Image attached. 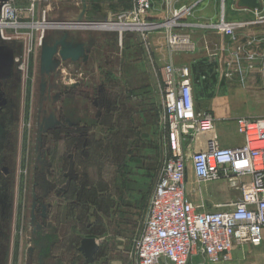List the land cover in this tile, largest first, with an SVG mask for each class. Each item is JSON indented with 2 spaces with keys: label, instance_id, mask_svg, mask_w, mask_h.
Returning a JSON list of instances; mask_svg holds the SVG:
<instances>
[{
  "label": "rangeland",
  "instance_id": "obj_1",
  "mask_svg": "<svg viewBox=\"0 0 264 264\" xmlns=\"http://www.w3.org/2000/svg\"><path fill=\"white\" fill-rule=\"evenodd\" d=\"M231 2L203 0L204 19H210L204 25L226 22ZM7 3L15 17L0 22V264H87L80 251L85 239L99 245L90 264H137L149 199L168 156L163 112L169 86L148 39L192 8L169 9L155 21L151 13L130 29L131 0H85L82 17V0ZM119 23L127 29L113 28ZM205 31L214 30H198ZM62 45L80 48L82 57L62 60ZM43 47L56 48L48 71ZM238 57L243 65V53ZM255 71L261 78L258 66ZM189 73L197 110L218 122L219 112H229L218 97L228 95L210 92L201 100L199 77ZM205 73L211 77L212 68ZM232 120H224V137L234 131ZM199 185L202 192L192 197L207 211L239 196L228 184L219 191L208 189L216 182ZM192 187L188 181V191ZM232 259L264 262V242Z\"/></svg>",
  "mask_w": 264,
  "mask_h": 264
},
{
  "label": "built area",
  "instance_id": "obj_2",
  "mask_svg": "<svg viewBox=\"0 0 264 264\" xmlns=\"http://www.w3.org/2000/svg\"><path fill=\"white\" fill-rule=\"evenodd\" d=\"M128 18L135 26H143L151 17L152 0H131ZM15 17L9 3L2 8L1 21ZM10 24V23H7ZM169 26L167 45L171 51L186 41ZM264 26V10L253 21L217 24L219 31L234 37L249 27ZM261 53L237 49L235 71L241 76L258 66L264 82V37ZM243 53L245 67L236 59ZM163 123L166 129L168 156L150 196L145 227L137 243V264H188L195 255L209 263L230 259L235 246L259 247L264 232V117L235 119V130L242 143L235 147H220L213 117L195 106L193 79L186 67L165 66ZM228 73L226 77H228ZM197 82L206 80L199 75ZM243 78V77H242ZM196 183L226 181L232 196L215 211L196 204L189 174Z\"/></svg>",
  "mask_w": 264,
  "mask_h": 264
},
{
  "label": "crops",
  "instance_id": "obj_3",
  "mask_svg": "<svg viewBox=\"0 0 264 264\" xmlns=\"http://www.w3.org/2000/svg\"><path fill=\"white\" fill-rule=\"evenodd\" d=\"M236 2L237 0H232L230 4V11L233 14L229 15L228 19H225L226 22L240 20L253 21L256 18L258 12L239 9L236 6ZM198 3H200L199 7ZM201 5H203V0H152L151 13L154 15V21L158 16L168 13L169 9H178L179 11H182L186 6H188V8H192V11L191 14L189 13L190 15L188 17L184 19H177L178 24H176L177 26L174 30V32L184 35L186 41L183 45L178 46L174 51L169 49L167 45V36L169 32L168 28L172 24H167L165 25L164 31H159L149 35L148 46L153 53L155 61L159 65H173L176 68L186 67L190 70L193 69L195 71L196 79L200 74L206 76V80L200 82L202 90H200L202 95L201 100L205 101L207 99L205 95L210 92H224L228 95L227 98L223 100H220L218 97V104L220 107L227 105L229 112H219L218 122H216L215 118L213 119L215 121V132L217 134L219 146L235 147L241 144L242 139L237 135L235 126L233 129L234 131L231 132V137L223 136V125L226 124L224 120L233 119L232 121L234 124L235 119L239 117H264V111H258L261 101H263L264 104V82L261 78H256L258 74L255 70L247 73L245 72L244 75L240 76L235 71V54L239 48H243L245 50L248 48L249 52L261 53L263 46L260 43L261 39L264 37V26L249 27L244 31L237 32L232 38L227 37L216 27L220 22V19L217 20L216 23H211V25H204V21H209L210 19H204L203 8ZM198 12H200L199 16L196 14ZM201 28H211L214 31L198 32ZM190 42L192 43L191 46H187ZM242 66L244 68L245 64ZM208 68H212L211 77L205 73V70ZM197 69L199 73H197ZM227 73L229 75L228 77H226ZM3 74V72H0V77L4 76ZM188 181L193 186L191 189L202 192L203 187H200V185L195 182L191 173L189 174ZM223 184L226 185L227 183L224 180L216 181V185H211L208 189L219 191L217 189L222 188ZM203 192L205 193V191ZM193 201L196 202L194 199ZM218 201L221 200L218 199ZM245 247L251 246H235L230 252L229 260L214 264H264V262H241L239 260H233L232 258L237 256L239 252H242ZM200 258L204 257L201 255H195L190 259L188 264H212L200 261Z\"/></svg>",
  "mask_w": 264,
  "mask_h": 264
},
{
  "label": "water",
  "instance_id": "obj_4",
  "mask_svg": "<svg viewBox=\"0 0 264 264\" xmlns=\"http://www.w3.org/2000/svg\"><path fill=\"white\" fill-rule=\"evenodd\" d=\"M8 2V0H0V20L2 17V8ZM83 2V10L81 17L85 12V0ZM236 6L239 9L248 10L251 12H260L263 10V0H237ZM56 53V48L43 47L42 49V68L43 71H48L49 68L53 65V55ZM62 60H71L72 62L78 61L83 52L80 48H73L69 45H62L61 49L58 52ZM99 248L98 243L94 239H85L81 243L80 251L84 254L87 264L93 262L94 255L97 253Z\"/></svg>",
  "mask_w": 264,
  "mask_h": 264
},
{
  "label": "bare ground",
  "instance_id": "obj_5",
  "mask_svg": "<svg viewBox=\"0 0 264 264\" xmlns=\"http://www.w3.org/2000/svg\"><path fill=\"white\" fill-rule=\"evenodd\" d=\"M46 24H42L41 25V27L43 28V26H45ZM48 25V24H47ZM126 26H127V28H130V29H137V27H134V25H129V24H125ZM125 25H124V23L122 24V23H119V24H116V25H114L113 26V28H117V29H119V30H122V29H124L125 28ZM0 26H1V23H0ZM133 26V27H132ZM2 27V26H1ZM112 27V26H111ZM104 28V27H103ZM106 28H108V27H106ZM127 28H125V29H127ZM1 30V29H0Z\"/></svg>",
  "mask_w": 264,
  "mask_h": 264
},
{
  "label": "flooded vegetation",
  "instance_id": "obj_6",
  "mask_svg": "<svg viewBox=\"0 0 264 264\" xmlns=\"http://www.w3.org/2000/svg\"><path fill=\"white\" fill-rule=\"evenodd\" d=\"M2 100V99H1ZM1 103V102H0Z\"/></svg>",
  "mask_w": 264,
  "mask_h": 264
}]
</instances>
